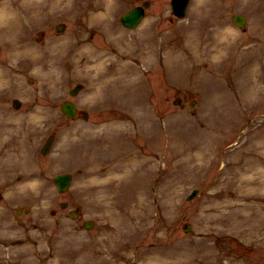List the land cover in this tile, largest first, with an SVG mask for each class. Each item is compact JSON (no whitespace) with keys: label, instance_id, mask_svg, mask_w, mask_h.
Segmentation results:
<instances>
[{"label":"rangeland","instance_id":"rangeland-1","mask_svg":"<svg viewBox=\"0 0 264 264\" xmlns=\"http://www.w3.org/2000/svg\"><path fill=\"white\" fill-rule=\"evenodd\" d=\"M151 1L0 0V264H264V0Z\"/></svg>","mask_w":264,"mask_h":264},{"label":"water","instance_id":"water-1","mask_svg":"<svg viewBox=\"0 0 264 264\" xmlns=\"http://www.w3.org/2000/svg\"><path fill=\"white\" fill-rule=\"evenodd\" d=\"M187 0H182V6L180 8V12H178L179 15H183L185 6H186ZM142 8H134L130 10L129 12L125 13L122 15L121 19L122 21L129 26H134L136 22L141 18L142 16ZM234 21L237 24H241L243 21V17L239 15H235L233 17ZM79 87V85H77ZM77 88H75L76 90ZM74 90V91H75ZM62 110L70 117H72L75 114V108L71 102H64L61 105ZM47 147L43 150L45 152ZM70 181V175L65 174V175H60L55 178V183L57 184L58 188L63 191L66 186L68 185ZM196 193V190H194L190 195L189 198L192 197Z\"/></svg>","mask_w":264,"mask_h":264},{"label":"bare ground","instance_id":"bare-ground-1","mask_svg":"<svg viewBox=\"0 0 264 264\" xmlns=\"http://www.w3.org/2000/svg\"><path fill=\"white\" fill-rule=\"evenodd\" d=\"M7 15H8V12H6L5 10H2V11L0 10V20L5 19V18L7 17ZM43 54H44V53H43ZM99 59H100V55H96L95 59H94V57H93V60L97 61L98 63H101V62H99ZM37 60H41V59L39 58V59H37ZM247 182H249L250 185L252 186V187H250V188L256 189V187L253 186V185H254V182H255L254 180H249V181H247ZM146 264H163V262L160 261V259L150 258V259L147 261Z\"/></svg>","mask_w":264,"mask_h":264}]
</instances>
